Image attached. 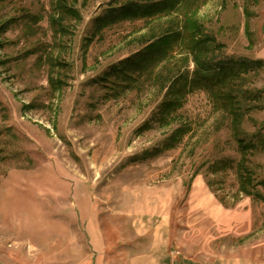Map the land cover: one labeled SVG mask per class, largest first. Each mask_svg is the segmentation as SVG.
I'll return each instance as SVG.
<instances>
[{
    "label": "rangeland",
    "instance_id": "obj_1",
    "mask_svg": "<svg viewBox=\"0 0 264 264\" xmlns=\"http://www.w3.org/2000/svg\"><path fill=\"white\" fill-rule=\"evenodd\" d=\"M111 3L76 0L80 20L66 18L63 33L52 27L54 0L0 4V259L126 264L158 230L175 259L264 264V202L239 191L234 169L211 167L240 158L233 119L193 89L156 122L165 79L192 75L191 55L176 45L119 93L101 80L186 20L220 44L222 61L251 62L244 88L263 94L242 123L250 134L264 125V0H187L97 31ZM51 77L65 84L53 90ZM250 166L264 181V152Z\"/></svg>",
    "mask_w": 264,
    "mask_h": 264
},
{
    "label": "trees",
    "instance_id": "obj_2",
    "mask_svg": "<svg viewBox=\"0 0 264 264\" xmlns=\"http://www.w3.org/2000/svg\"><path fill=\"white\" fill-rule=\"evenodd\" d=\"M6 0H0V4ZM53 8L61 11L58 16L52 18L51 22L59 33L67 31L66 18L80 20L78 10L75 9L76 0H54ZM187 0H112V5L105 11L102 17L97 19L99 26L97 31L107 25L123 22L127 19H152L167 16L181 10ZM186 17L185 14L183 15ZM183 21V20H182ZM4 27V26H3ZM3 29V28H1ZM1 31H5V28ZM180 46L191 55L194 62V72L189 75L186 71H177L173 76L167 77L162 86L166 88L162 100L158 104L159 115L156 122L165 119V113L179 106V98L193 89H202L207 92L216 108L222 109L226 116L233 119L234 133L237 151L240 158L237 162L225 158L212 164L214 170L234 169L239 191L243 194L261 199L264 197L256 190L258 186L264 187V181L256 180L254 171L250 166V159L257 152H264V125L259 126L250 134L242 129V123L249 113L261 109V105L253 103L255 98L261 100L263 91L248 90L244 88L245 75L250 69L246 66L231 64L222 61L214 52L220 44L199 26H188L183 21L175 29H168L158 37L147 40L145 46L134 54L120 60L102 76L101 80L108 87L119 93L131 88L139 82L144 73L149 74L166 58L172 55L173 48ZM171 57V56H170ZM187 59V58H185ZM244 62V61H243ZM260 64V62H253ZM61 64V63H60ZM65 65L66 64H62ZM148 74V75H149ZM242 74V75H241ZM50 85L53 90L65 84L62 80H54L52 77ZM164 84V83H163ZM162 84V85H163ZM183 92L181 94L180 92ZM261 95V96H260Z\"/></svg>",
    "mask_w": 264,
    "mask_h": 264
},
{
    "label": "crops",
    "instance_id": "obj_3",
    "mask_svg": "<svg viewBox=\"0 0 264 264\" xmlns=\"http://www.w3.org/2000/svg\"><path fill=\"white\" fill-rule=\"evenodd\" d=\"M143 237L144 232H138ZM144 238V237H143ZM148 238V237H147ZM146 238V239H147ZM128 248L127 246H125ZM0 264H10L0 259ZM126 264H207L202 260L200 262L189 261L186 259H175L167 252V244L164 234L158 230L151 238L149 245L144 246L141 251L133 253L127 257Z\"/></svg>",
    "mask_w": 264,
    "mask_h": 264
},
{
    "label": "water",
    "instance_id": "obj_4",
    "mask_svg": "<svg viewBox=\"0 0 264 264\" xmlns=\"http://www.w3.org/2000/svg\"><path fill=\"white\" fill-rule=\"evenodd\" d=\"M263 31H264V25H263Z\"/></svg>",
    "mask_w": 264,
    "mask_h": 264
}]
</instances>
